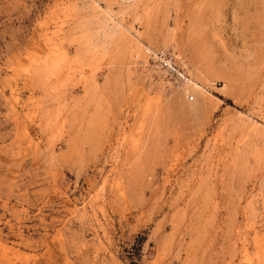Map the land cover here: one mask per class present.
I'll return each instance as SVG.
<instances>
[{
  "label": "rangeland",
  "instance_id": "374dc122",
  "mask_svg": "<svg viewBox=\"0 0 264 264\" xmlns=\"http://www.w3.org/2000/svg\"><path fill=\"white\" fill-rule=\"evenodd\" d=\"M0 264H264V0H0Z\"/></svg>",
  "mask_w": 264,
  "mask_h": 264
},
{
  "label": "built area",
  "instance_id": "2783aa9c",
  "mask_svg": "<svg viewBox=\"0 0 264 264\" xmlns=\"http://www.w3.org/2000/svg\"><path fill=\"white\" fill-rule=\"evenodd\" d=\"M157 60L162 65L165 77L171 85L179 88L191 83L188 69L181 59L170 54H159Z\"/></svg>",
  "mask_w": 264,
  "mask_h": 264
},
{
  "label": "trees",
  "instance_id": "16d2710c",
  "mask_svg": "<svg viewBox=\"0 0 264 264\" xmlns=\"http://www.w3.org/2000/svg\"><path fill=\"white\" fill-rule=\"evenodd\" d=\"M142 239H143L142 236H138V237H137V242H138V243H137V242H136V243L139 244V241L141 242Z\"/></svg>",
  "mask_w": 264,
  "mask_h": 264
}]
</instances>
